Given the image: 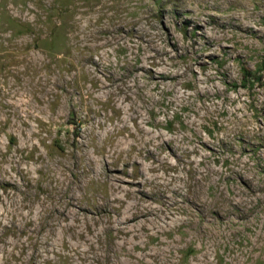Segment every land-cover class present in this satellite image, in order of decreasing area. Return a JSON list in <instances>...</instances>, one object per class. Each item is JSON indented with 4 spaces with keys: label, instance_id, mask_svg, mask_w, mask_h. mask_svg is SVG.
<instances>
[{
    "label": "rangeland",
    "instance_id": "rangeland-1",
    "mask_svg": "<svg viewBox=\"0 0 264 264\" xmlns=\"http://www.w3.org/2000/svg\"><path fill=\"white\" fill-rule=\"evenodd\" d=\"M0 264H264V0H0Z\"/></svg>",
    "mask_w": 264,
    "mask_h": 264
}]
</instances>
